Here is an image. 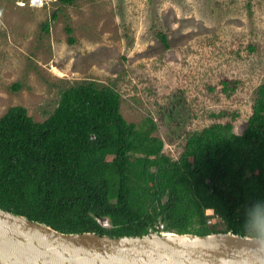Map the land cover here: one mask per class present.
Segmentation results:
<instances>
[{
	"label": "trees",
	"instance_id": "trees-1",
	"mask_svg": "<svg viewBox=\"0 0 264 264\" xmlns=\"http://www.w3.org/2000/svg\"><path fill=\"white\" fill-rule=\"evenodd\" d=\"M43 27L49 31L48 22ZM157 36L169 49L168 34ZM222 83L225 92L238 85ZM233 119L190 133L174 159L153 135V119L139 125L125 118L111 85L85 81L62 90L44 121L12 106L0 118V208L63 233L144 236L163 225L180 234L251 237L245 208L264 198V83L242 134Z\"/></svg>",
	"mask_w": 264,
	"mask_h": 264
},
{
	"label": "rangeland",
	"instance_id": "rangeland-1",
	"mask_svg": "<svg viewBox=\"0 0 264 264\" xmlns=\"http://www.w3.org/2000/svg\"><path fill=\"white\" fill-rule=\"evenodd\" d=\"M19 1L0 0V118L22 105L44 121L62 90L95 81L121 93L128 121L153 119L174 159L214 122L237 114L236 133L246 129L264 83V0ZM224 79L238 81L234 92Z\"/></svg>",
	"mask_w": 264,
	"mask_h": 264
},
{
	"label": "water",
	"instance_id": "water-1",
	"mask_svg": "<svg viewBox=\"0 0 264 264\" xmlns=\"http://www.w3.org/2000/svg\"><path fill=\"white\" fill-rule=\"evenodd\" d=\"M0 264H264V243L229 233H63L0 208Z\"/></svg>",
	"mask_w": 264,
	"mask_h": 264
},
{
	"label": "clouds",
	"instance_id": "clouds-1",
	"mask_svg": "<svg viewBox=\"0 0 264 264\" xmlns=\"http://www.w3.org/2000/svg\"><path fill=\"white\" fill-rule=\"evenodd\" d=\"M208 211L213 212L211 215L214 214V211L212 209H209ZM208 211L207 213H209ZM105 225H108L107 220H105ZM244 229L250 234L251 238L264 243V198L256 199L246 206ZM163 230L156 232H169Z\"/></svg>",
	"mask_w": 264,
	"mask_h": 264
},
{
	"label": "built area",
	"instance_id": "built-area-1",
	"mask_svg": "<svg viewBox=\"0 0 264 264\" xmlns=\"http://www.w3.org/2000/svg\"><path fill=\"white\" fill-rule=\"evenodd\" d=\"M45 1H47V0H30V2H29V0H20L19 5L20 6H26V4H29L32 7H34V6L38 7L40 5H43ZM161 229L162 230L164 229L163 225L161 226Z\"/></svg>",
	"mask_w": 264,
	"mask_h": 264
},
{
	"label": "bare ground",
	"instance_id": "bare-ground-1",
	"mask_svg": "<svg viewBox=\"0 0 264 264\" xmlns=\"http://www.w3.org/2000/svg\"><path fill=\"white\" fill-rule=\"evenodd\" d=\"M209 212V211H208Z\"/></svg>",
	"mask_w": 264,
	"mask_h": 264
}]
</instances>
